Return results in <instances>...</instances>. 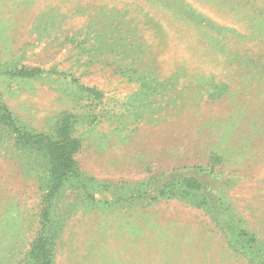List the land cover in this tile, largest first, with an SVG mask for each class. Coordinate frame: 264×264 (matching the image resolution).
Here are the masks:
<instances>
[{
    "label": "rangeland",
    "instance_id": "374dc122",
    "mask_svg": "<svg viewBox=\"0 0 264 264\" xmlns=\"http://www.w3.org/2000/svg\"><path fill=\"white\" fill-rule=\"evenodd\" d=\"M0 101V264H264V0H0Z\"/></svg>",
    "mask_w": 264,
    "mask_h": 264
},
{
    "label": "trees",
    "instance_id": "16d2710c",
    "mask_svg": "<svg viewBox=\"0 0 264 264\" xmlns=\"http://www.w3.org/2000/svg\"><path fill=\"white\" fill-rule=\"evenodd\" d=\"M43 71L39 68H34L29 74L34 75L35 73H42ZM0 122L5 124L6 126H11L15 131L18 132L19 138L21 141H24V144H29L32 142L35 143H42L47 142L49 147L51 146L52 149L55 148V151H53L50 147V149L55 152L61 159L69 160L70 165L74 163V160L68 156V148L66 143H61L59 141H54L50 138L49 135L45 133H33L30 131H22L21 128L17 125L16 118L14 117L12 111L9 109V107L0 101ZM21 143V142H20ZM69 165V168H70ZM70 170V169H69ZM168 185H165V188H167ZM165 188L163 187L160 190V196L165 195ZM48 250V247L44 243H40L34 248V251L41 252Z\"/></svg>",
    "mask_w": 264,
    "mask_h": 264
}]
</instances>
